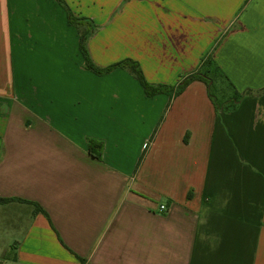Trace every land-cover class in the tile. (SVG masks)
Masks as SVG:
<instances>
[{
  "label": "crops",
  "instance_id": "0c3cea01",
  "mask_svg": "<svg viewBox=\"0 0 264 264\" xmlns=\"http://www.w3.org/2000/svg\"><path fill=\"white\" fill-rule=\"evenodd\" d=\"M64 1L99 68L170 87L209 58L254 94L146 97L85 69L55 0H0V264H264V0Z\"/></svg>",
  "mask_w": 264,
  "mask_h": 264
},
{
  "label": "trees",
  "instance_id": "16d2710c",
  "mask_svg": "<svg viewBox=\"0 0 264 264\" xmlns=\"http://www.w3.org/2000/svg\"><path fill=\"white\" fill-rule=\"evenodd\" d=\"M55 1H57L59 3V5H61V7L65 10V13L67 15L68 24L71 26H74L79 33V50H80V53H81L83 60H84L85 69H87V70H89V71H91L97 75H103V74L109 73L116 68L125 69L137 80V82L143 88L145 96L149 97V98H152L158 94H167L169 97H173V96L180 94L193 81H201L208 87V96L211 99L216 110H218L221 107H223V108L233 107V106H235L236 102L241 97L254 94V92L252 90H245L242 93L233 92L230 100H228L227 102L222 103V104L218 103V101L215 98L216 96H214L211 93V86L213 84L212 80L216 76V75H213V72L215 73L216 69L214 68V70H211V74H212L211 76L208 75V71H206V72L200 71V69L203 66L208 67V65L210 63L209 58H207V60H205L201 63V67L199 69L183 76L176 86H170V87L166 86V85H154V84L149 83L145 79L139 64L132 59H123V60L118 61L114 64H111L108 67L99 68L96 65H94L93 62L91 61L89 54H88V51H87V47H86L87 37L93 33V31L95 30V25L86 18L76 17L71 12L70 8L67 6V4L65 3L64 0H55ZM260 92L262 93L263 89L257 91V93H260ZM102 147H103V145L101 142H98L95 140H89L88 141V151L96 159L101 158ZM9 200L10 199L0 198V203H5ZM19 201H23V200H19ZM23 202H25V201H23ZM34 205H35L36 210L38 212H42L44 215H46L41 207H39L37 204H34ZM80 261L82 263L84 260L80 259Z\"/></svg>",
  "mask_w": 264,
  "mask_h": 264
},
{
  "label": "rangeland",
  "instance_id": "374dc122",
  "mask_svg": "<svg viewBox=\"0 0 264 264\" xmlns=\"http://www.w3.org/2000/svg\"><path fill=\"white\" fill-rule=\"evenodd\" d=\"M57 2V1H56ZM58 3V2H57ZM66 3V2H65ZM92 3H95V0H87L86 1V6L87 5H92ZM59 4V3H58ZM67 4V3H66ZM69 4H67V6H68ZM61 6V5H60ZM84 7L87 11H88V9H87V7ZM95 6H96V4H95ZM69 7V6H68ZM70 8V7H69ZM72 8V7H71ZM71 8H70V10H71ZM64 10V9H63ZM65 11V10H64ZM90 12L91 11H93V12H97V10L94 8V9H90L89 10ZM71 12H72V10H71ZM73 13V12H72ZM74 14V13H73ZM89 20V19H88ZM90 22H92L94 25H95V30L93 31V33L94 32H96L97 30H98V26L96 25V23L95 22H93L92 20H89ZM110 31V30H109ZM111 32H112V30H111ZM91 35V34H90ZM214 70V69H213ZM201 71L203 72L204 70H202V68H201ZM216 70H215V73L213 72V75H216L215 76V79H213V84H212V86H211V93L214 95V96H216L217 98H219V99H222V96H221V94H231L232 93V91L230 90V88L228 87V85H227V83L222 79V78H218L219 76H218V74H216Z\"/></svg>",
  "mask_w": 264,
  "mask_h": 264
},
{
  "label": "built area",
  "instance_id": "2783aa9c",
  "mask_svg": "<svg viewBox=\"0 0 264 264\" xmlns=\"http://www.w3.org/2000/svg\"><path fill=\"white\" fill-rule=\"evenodd\" d=\"M144 148L149 149V143L145 144V145H144ZM160 210H161V211H164V210H165V207L161 205V206H160Z\"/></svg>",
  "mask_w": 264,
  "mask_h": 264
}]
</instances>
